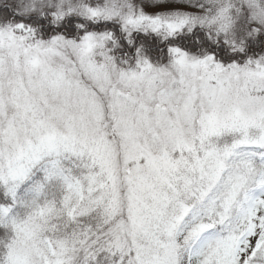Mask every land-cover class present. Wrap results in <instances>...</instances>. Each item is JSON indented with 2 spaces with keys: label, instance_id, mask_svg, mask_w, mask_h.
<instances>
[{
  "label": "snow or ice",
  "instance_id": "snow-or-ice-1",
  "mask_svg": "<svg viewBox=\"0 0 264 264\" xmlns=\"http://www.w3.org/2000/svg\"><path fill=\"white\" fill-rule=\"evenodd\" d=\"M25 11L162 36L198 24L241 50L236 13L255 22L248 35L264 29V0ZM111 39L0 27V264H264V56L223 64L172 46L167 63L138 53L126 68Z\"/></svg>",
  "mask_w": 264,
  "mask_h": 264
},
{
  "label": "trees",
  "instance_id": "trees-1",
  "mask_svg": "<svg viewBox=\"0 0 264 264\" xmlns=\"http://www.w3.org/2000/svg\"><path fill=\"white\" fill-rule=\"evenodd\" d=\"M10 0H0V25L24 23L35 29L37 38L47 39L57 33L73 38L76 33L85 30L103 32L110 31L112 39L105 43L108 54L120 65H130L137 58L138 53L152 63H162L169 58V47H180L188 53L198 56L213 55L223 64L233 61L243 63L248 58L264 56V30L257 35L250 36V29H242L235 37L237 42L243 40L242 50L234 49L231 44L225 43L223 34L216 35L201 25H194L191 30L187 28L173 36H162L152 31L133 30L125 32L115 20H88L78 15H68L59 22H53V18L47 11L20 12ZM77 25L83 27L78 28ZM117 256L107 257L101 253L97 257L96 264H113Z\"/></svg>",
  "mask_w": 264,
  "mask_h": 264
},
{
  "label": "rangeland",
  "instance_id": "rangeland-1",
  "mask_svg": "<svg viewBox=\"0 0 264 264\" xmlns=\"http://www.w3.org/2000/svg\"><path fill=\"white\" fill-rule=\"evenodd\" d=\"M12 3L14 2L15 3V8H16V10H18V11H20L19 10V8L17 7V4H16V2H15V0H10ZM244 6L243 5H241V8H243ZM20 12H22V11H20ZM32 12H37V11H32ZM236 16H237V24L239 25V28L236 30V36H237V34H239L240 32H241V30L244 28V29H250L251 28V25L253 24V23H255V22H250V20H249V14L246 12V11H242V12H240V13H236ZM116 21V20H115ZM7 25H14V24H7ZM118 25L121 27V25L118 23ZM0 27H3L2 25H0ZM138 30V29H137ZM262 30H264V29H262ZM40 39V38H39ZM47 39H49V38H47ZM47 39H44V40H47ZM190 55H195V54H193V53H189ZM196 56H198V55H196ZM98 61H100V60H102V57H100V56H96L95 57ZM170 59V56H169V58H168V60ZM249 59V58H248ZM253 59H255V58H253ZM168 60H166L165 62H162V63H167L168 62ZM135 62H136V58H135V60H134V62L132 63V64H130V65H123V67H135ZM220 62V61H219ZM228 64V63H227Z\"/></svg>",
  "mask_w": 264,
  "mask_h": 264
},
{
  "label": "clouds",
  "instance_id": "clouds-1",
  "mask_svg": "<svg viewBox=\"0 0 264 264\" xmlns=\"http://www.w3.org/2000/svg\"><path fill=\"white\" fill-rule=\"evenodd\" d=\"M17 7L19 8L20 11L22 12H30V11H25L26 8H30V5L33 3V0H15ZM83 2V0H81ZM235 3L239 4L242 2V0H234ZM141 5L137 4V7H140ZM239 28V25L236 23L235 26V31ZM261 30H258L254 33H252L250 36H255L257 35Z\"/></svg>",
  "mask_w": 264,
  "mask_h": 264
}]
</instances>
